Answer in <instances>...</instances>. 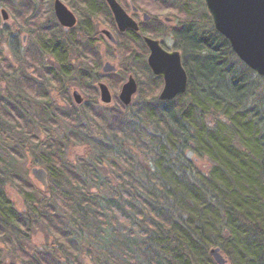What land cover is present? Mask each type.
Returning a JSON list of instances; mask_svg holds the SVG:
<instances>
[{
  "label": "trees",
  "instance_id": "trees-1",
  "mask_svg": "<svg viewBox=\"0 0 264 264\" xmlns=\"http://www.w3.org/2000/svg\"><path fill=\"white\" fill-rule=\"evenodd\" d=\"M23 1L25 6L0 0L16 18H27L33 4ZM85 8L90 16L109 17L104 3L98 7L88 3ZM199 9L193 2L180 7L187 21L174 31L189 74L187 92L173 100H159L163 78L152 73L145 55L137 56L135 62L147 76L138 92L143 102L133 115L116 112L105 124L109 133L99 141V152L83 161L91 174L112 157L119 170L118 187L108 185L104 191L90 185L84 173L52 156L49 143L44 146L49 160H56L61 180L66 177L71 182L68 194L74 210L68 218L57 204L34 203L30 184L19 185L29 204L19 217L0 179L3 220L25 231L28 213H39L54 239L53 252L30 254L20 249L25 264H85L80 262L79 237L84 221L93 223L97 240L120 238L119 245H112L119 263L102 264H215L210 249L216 246L235 264H264V78L239 60L214 24L212 29L202 27L205 17L213 20ZM125 37V43L134 46L141 40L133 31ZM0 58L12 65L1 46ZM100 60L96 55L97 64ZM93 73L88 70L85 81L95 78ZM0 115L25 125L22 109L3 111L0 102ZM79 134L88 137V131L76 124L71 136L76 139ZM72 137L56 139L54 144L67 145ZM203 160L208 161V170L197 166ZM43 162L51 171L50 163ZM115 226L119 237L112 230Z\"/></svg>",
  "mask_w": 264,
  "mask_h": 264
},
{
  "label": "rangeland",
  "instance_id": "rangeland-1",
  "mask_svg": "<svg viewBox=\"0 0 264 264\" xmlns=\"http://www.w3.org/2000/svg\"><path fill=\"white\" fill-rule=\"evenodd\" d=\"M13 1L19 2L20 0ZM30 1L33 4L44 5L49 22L52 24L58 23L53 11V0ZM63 1L77 14L79 21H81L82 17H86V13L82 8L73 6L74 0ZM164 1H171L172 7L159 9V3L166 6ZM145 2L148 3L145 7L151 8V10H146L152 17L149 21L150 25L162 27V29L163 25L165 26L163 31L167 35L165 37L166 45L171 49L174 48V40L169 36L187 21L184 13L179 11L180 7L185 3L188 6L189 3L193 2L198 9L201 5L199 10L203 15L210 14L205 0H145ZM1 8L2 6L0 5V27L3 28L8 25L10 29H15L18 25L12 16L9 21H3ZM179 13H182L183 17ZM165 17H169L170 20L165 21ZM109 22V20L102 19L97 22V28L111 29ZM201 25L212 29L213 22L205 17V21ZM57 31H59L58 34L60 36L57 39L64 42L65 39L61 28ZM77 31V28L74 29L72 35L78 40ZM19 36V42L22 46L20 57L16 53L11 52L6 38L0 39V46L5 47V52L2 47L3 53L8 55L7 58L12 64L8 67V63H2L0 58V102L3 105V111L12 110L14 107H17L20 111L22 109L25 121L23 126L22 121L13 124L0 115V123L2 122L0 128L3 129V133H0V179L2 187L21 218L23 211L29 209V204L19 188L20 184H30L32 201L38 206L40 205L41 207V204H39L41 202L43 204L50 202L54 206L57 204L60 213L62 215L65 214V217L68 218L66 215H68L67 213H72L71 209L73 208L68 194L71 191V182L66 177L61 180L60 167L56 165L57 162L54 158L52 161L49 160L50 152L44 146L49 143L52 156L56 155L64 162L63 164L66 167L76 169L81 175L84 173L90 185H94L96 188L101 187L104 191H107L108 185L114 188L118 187L119 170L116 168L117 166L115 167L112 164L111 156L109 160L97 167V173L91 172L90 174L89 167L83 161L92 160L99 152L97 147L99 141L109 133L105 124L108 125L113 120L116 112L126 116L133 115L136 108L143 102L140 95L142 93H138V90L129 107L121 108L120 105H123V103L119 99V94L122 85L128 80L130 74H133L137 79L139 89L144 84L147 76L142 73L135 62V58L140 55L146 56L147 50L143 47V43H139L137 45L139 47L133 53L127 52V54H124L119 46H111L106 38L97 42L96 47L101 53V61L94 73L100 76L101 81L107 83L113 94V101L110 104H104L100 99L97 85L99 80L96 74L94 75L95 78L91 76L87 81H85V77H88V75L82 74L84 70H90L95 65L89 52L90 44L87 43L86 45L82 42L81 49L78 52L65 54L66 57L63 53L61 55L58 53L55 56L40 53L39 59L33 58L32 61L31 58H28L27 62L35 61V65L33 64L32 68L28 65L23 55L34 44V41L26 31H22ZM24 36H27L26 40H23ZM171 37L173 36L171 35ZM159 38L161 40L164 39L161 36ZM177 44L178 41L176 46ZM180 51L183 53L182 49ZM31 57L33 56L31 55ZM105 60H109L117 66L118 70L116 73H102L101 67ZM34 76H37L39 82L34 80ZM33 82H35V87H33ZM36 83L40 85L37 87ZM163 85L164 79L161 90ZM75 89L84 98L80 104L76 103L74 99L73 91ZM161 90L157 94L158 99ZM78 112H82L83 115L77 116ZM76 124L81 125L88 131V137L79 134L74 139L71 136ZM64 136L66 138L72 137V140L64 146L54 144L56 139L60 140ZM135 151L139 152V155L142 154L137 148H135ZM45 160L52 167V174H49V187L47 189L32 173L34 166L44 167L48 170V167L43 162ZM197 166L203 170L209 169V163L206 160L198 162ZM94 174L102 178L96 180L92 176ZM73 183L80 185L78 181ZM52 185H54L53 189L51 188ZM27 216L29 218L27 221L28 228L23 231L15 227L11 221L3 220L5 219L4 216L0 215V224L2 226L0 228V264H25L20 256V249L30 254H36L41 250L55 251L54 239L44 221L41 220L40 214L37 213V215L31 216L28 213ZM91 226H94L92 222L90 224L87 221L82 222L81 231L83 234H79L80 239H82L80 262L85 264H102L106 261L119 263V256L113 253L112 245L114 242H118L117 244L119 245L120 238L116 237L114 239L113 236V238L109 237L108 240L104 238L97 240L94 237L95 231ZM79 227L81 226L79 225ZM112 230L119 237V228L115 226L112 227ZM89 250L93 252L89 253ZM222 252L228 258V264H235L227 253L223 250ZM212 261L215 263L213 259Z\"/></svg>",
  "mask_w": 264,
  "mask_h": 264
},
{
  "label": "water",
  "instance_id": "water-1",
  "mask_svg": "<svg viewBox=\"0 0 264 264\" xmlns=\"http://www.w3.org/2000/svg\"><path fill=\"white\" fill-rule=\"evenodd\" d=\"M114 14L119 28L138 29V24L127 14L118 0H107ZM208 11L212 17L215 29L229 41L231 50L245 65L264 78V0H205ZM2 16L8 19L7 10L2 9ZM55 12L60 23L71 27L76 24L75 14L61 1H55ZM148 18V16H146ZM112 42L114 36L104 31ZM149 48L147 63L156 76L164 79V86L159 94V100L168 101L187 92L189 74L184 67L179 50L167 51L160 41L148 36L145 37ZM104 73L116 72L117 66L106 61L103 66ZM100 98L104 104L113 100L111 90L107 83L98 84ZM139 84L133 74L123 84L119 98L124 105H130L134 95L138 92ZM77 103L83 102L78 90L74 91ZM34 177L47 189L49 187V172L44 167L32 168ZM210 256L217 264H228V258L218 246L210 249Z\"/></svg>",
  "mask_w": 264,
  "mask_h": 264
},
{
  "label": "flooded vegetation",
  "instance_id": "flooded-vegetation-1",
  "mask_svg": "<svg viewBox=\"0 0 264 264\" xmlns=\"http://www.w3.org/2000/svg\"><path fill=\"white\" fill-rule=\"evenodd\" d=\"M55 1L53 0V11L55 13V17L58 21V23H51L49 22V19H47V13L46 10L44 9V5L40 4L37 5L36 3H32L33 4V10L31 11V13H29V16L27 18H22V17H15L12 13V11L4 5V3L0 2V5L2 6V9L5 10H10L8 12L9 17L8 19H4L2 16V12H1V16L3 21H9L12 18H14L15 22L17 23L18 26H16L15 29H10L8 25H5L3 28L0 27V32H1V38H6V40H8V44H9V49L11 50V52L16 53V55L18 57L21 56V50H22V46L19 42L20 40V34L22 31H26L27 34L31 37V39H33L34 44L28 48V50L25 52V54L23 55L24 58L27 60V58H37L39 59V55L41 54H51V55H56V54H62L66 57L65 54H73L74 52H78V50L81 49L82 46V42H84L86 45L87 43L91 45L90 47V54L93 57V61H94V69L91 68L90 70L93 72L96 71V68H98V66L100 65L96 63L95 61V56L99 55L101 58V53L100 51L97 49L96 45L97 42L101 41L103 38H106L109 42V44L113 47H120L124 54H127V52H131L133 53V51L138 48L139 46H137L140 43H143V47L146 48L147 50V55L146 57L148 58L149 56V48L146 44L145 41V37L148 36L150 38H154L160 41V44L163 48H165L167 51H173V50H179L180 48H177L176 43H177V38L174 35V32L171 34L173 37H171V35L169 36L170 38H172V40H174V48L171 49L166 45V40L165 37L167 36L165 34L164 28L165 26L163 25V29L162 27H153L152 25H150V20L152 19L151 14H149L146 10L147 8L145 7L146 3L145 0H118V2L120 3V5L123 7V9L127 12V14L138 24V29H134V28H126L124 30L119 28V25L117 24L114 14L111 10L110 5L108 4L107 0H97L98 2L94 1V0H74L72 3L73 6L75 7H79L82 8L84 10V12L86 13V17H82L81 21H79V18L77 16V14L70 9L63 0H61L76 16L77 18V22L75 25L71 26V27H67L64 26L60 23L59 19L56 16V12H55ZM79 2H82L79 3ZM165 5H160L159 3V9H163V8H170L172 7V5L170 4L171 1H164ZM88 3L92 4L93 6H99L100 4H105V7H107L108 9V13H109V17H101L100 15L96 16H90V14L87 12L85 5H87ZM15 4L17 6H25L24 1L20 0L19 2L15 1ZM4 6V7H3ZM7 7V8H5ZM167 8V9H168ZM130 11V12H129ZM148 16V18L146 17ZM109 18H112L111 20L113 22H109V24L111 25V29L109 28H103V29H98L97 28V22L104 19L106 21L109 20ZM169 17H165V21H169ZM54 21V20H53ZM61 28L62 34L64 35V39L65 41H60L59 39H57V37L59 36V31H57L58 29ZM78 29L77 33H78V40L76 39V37H74L72 35L73 30L74 29ZM105 30H108L116 39V42H112L110 40V38L108 37V35L104 32ZM133 31L136 32L141 40L137 41V44L129 45L126 44L124 39L126 38L125 36L128 34V32ZM165 34V35H164ZM163 37L164 39L161 40L159 37ZM60 37V36H59ZM0 38V39H1ZM27 36H24L23 40H26ZM168 38V37H167ZM57 40V43H56ZM128 41V40H127ZM4 48V52H5V47L2 46ZM2 48V50H3ZM142 50L144 51V49L142 48ZM181 52V51H180ZM6 54V53H5ZM137 54H141V53H137ZM144 54V53H143ZM182 54V53H181ZM31 55L33 57H31ZM6 56H8L6 54ZM101 61V60H100ZM106 61L109 60H105L104 63ZM111 62V61H110ZM104 63L102 64L101 67V71L103 74H111V73H116V72H110V73H104L103 71V66ZM148 64V63H147ZM34 65H35V61H34ZM33 65V66H34ZM98 65V66H97ZM32 66V68H33ZM118 70V68H117ZM88 72V70H84L83 71V75H86ZM34 80L39 82V79L37 78V76H34ZM99 82H101L100 76H99V81L97 83V85L99 84ZM37 86H39L38 83H36ZM76 90V89H75ZM74 90V91H75ZM99 90V87H98ZM74 91H73V96H74ZM100 93V91H99ZM82 95V94H81ZM83 97V96H82ZM113 97V94H112ZM75 99V96H74ZM120 99V98H119ZM84 100V98H83ZM76 101V99H75ZM77 103V102H76Z\"/></svg>",
  "mask_w": 264,
  "mask_h": 264
}]
</instances>
